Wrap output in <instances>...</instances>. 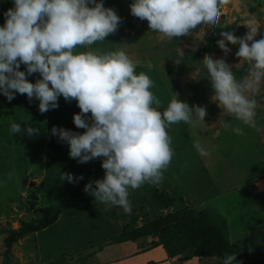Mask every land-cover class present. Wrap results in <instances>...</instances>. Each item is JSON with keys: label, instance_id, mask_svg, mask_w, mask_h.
<instances>
[{"label": "rangeland", "instance_id": "obj_1", "mask_svg": "<svg viewBox=\"0 0 264 264\" xmlns=\"http://www.w3.org/2000/svg\"><path fill=\"white\" fill-rule=\"evenodd\" d=\"M103 3L117 12L121 23L105 38L106 42L91 47L103 51L122 48L137 64L138 72L155 73L150 78L161 112L173 102L175 93L193 110L198 106L206 109L204 122L173 127L169 133L176 156L157 189L173 203L167 208L159 204L155 207L150 196L154 187L147 182L129 190L130 212L96 201L83 187L89 180L103 177L104 169L99 167L102 158L79 163L69 157L67 144L59 141L62 146H58L57 137L50 134V119L56 120L55 126L73 122V113L80 111L75 100L60 97L56 112L50 109L41 113L35 98L29 102L26 95L16 94L9 102L0 94V264L6 261V230L18 228L22 221H36L41 214L39 208L44 206L60 209L57 220L14 242L7 264H220L216 256H169L153 234L135 241L111 239L132 216L140 225L157 213L184 206L220 215L229 239L242 248L241 259L251 255L264 264V99L257 97L255 127L224 114L212 99L213 89L203 61L209 56L222 58L232 66L238 80L247 77L250 66L235 56L239 45L229 43L231 51L225 53L216 41L227 26L226 31L243 36L249 21L260 23L254 37L260 39L264 35V0H229L221 8L216 28L204 29L184 40L169 39L150 30L146 20L131 14V0ZM9 7L11 0H0V25ZM112 37H116V44L109 41ZM20 67L25 68L23 64ZM38 77L33 73L27 78L34 82ZM52 113L54 116H50ZM12 121L20 123V133L10 132ZM26 123L38 127L39 132L25 134ZM236 126L243 129V134L233 131ZM65 128L84 131L74 123ZM197 140L207 149V156L194 147ZM66 172L82 175L83 179L75 183L62 180ZM145 189L147 192H142ZM146 194L151 200L144 202L142 196ZM110 231L112 234L106 233Z\"/></svg>", "mask_w": 264, "mask_h": 264}, {"label": "clouds", "instance_id": "obj_2", "mask_svg": "<svg viewBox=\"0 0 264 264\" xmlns=\"http://www.w3.org/2000/svg\"><path fill=\"white\" fill-rule=\"evenodd\" d=\"M0 25V94L11 102L16 94L29 102L38 100L41 113L57 108L58 99L75 100L79 112L72 120L83 132L52 126L50 134L66 143L68 155L79 163L102 158V178L89 180L83 191L107 206L131 211L130 189L144 183L160 187L176 153L169 135L173 127L204 122L206 109L193 110L175 93L173 102L161 112L154 94V81L122 48L103 51L97 42L115 33L121 17L103 0H11ZM229 0H131L133 16L146 20L149 29L169 39L183 40L216 28L221 8ZM247 32L236 36L220 32L217 45L225 53L228 44H238L235 56L249 65V75L238 80L232 66L222 58L207 57L204 66L213 89L212 99L224 114L242 125L256 126L257 97L264 99V35L257 36L260 23L249 21ZM227 42V43H226ZM250 42V43H249ZM21 64L25 66L21 70ZM38 73L30 81L27 77ZM221 125L224 124L220 120ZM11 133H20L12 121ZM243 134L239 126L233 128ZM28 136L39 128L26 123ZM202 156L207 149L197 140ZM83 179L70 172L62 180ZM220 264H239L236 253H226Z\"/></svg>", "mask_w": 264, "mask_h": 264}, {"label": "trees", "instance_id": "obj_3", "mask_svg": "<svg viewBox=\"0 0 264 264\" xmlns=\"http://www.w3.org/2000/svg\"><path fill=\"white\" fill-rule=\"evenodd\" d=\"M228 27L229 26L223 29V31H226ZM147 72L150 77L155 74L150 71ZM152 91L154 92V90ZM56 111L57 109L55 108V112ZM54 113L50 116H54ZM50 122L53 125H57L56 120L50 119ZM72 123L71 121L68 123L66 121V124L71 125ZM63 124L62 126L65 127L66 124ZM57 144L58 146H62L58 140ZM65 161H69L67 157ZM100 166L101 165H99V167ZM142 192H147V189ZM144 196H142L144 202L151 200L150 197H147V194L146 197ZM150 196L154 198L152 204L155 207L156 204H159L162 208H167L173 203V199L167 197L163 192H158L157 188H153L152 195L150 194ZM39 210L41 214L36 221H22L18 228H8L6 230V248L4 251L6 261L2 264L8 263V254L14 242L25 237L28 233H35L48 228L57 220L60 212V209L54 208L53 206H44L39 208ZM134 217L135 216H132L129 222L124 224L125 226L121 228L122 230L114 235L113 238L111 237V239L114 241H135L139 239V237L153 234L158 236L159 242H161L169 256L178 255L184 258L193 256H216L221 261L226 253L235 252L239 264H261L257 258L251 255L248 259H241L240 254L242 248L229 239L228 231L223 221L224 219L209 209L203 208L196 210L193 207L184 206L176 208L173 211L160 214L157 213L154 217L144 219V222L140 225H136ZM106 233L112 234V231ZM92 235L93 234H91V236ZM89 240H91V238Z\"/></svg>", "mask_w": 264, "mask_h": 264}, {"label": "crops", "instance_id": "obj_4", "mask_svg": "<svg viewBox=\"0 0 264 264\" xmlns=\"http://www.w3.org/2000/svg\"><path fill=\"white\" fill-rule=\"evenodd\" d=\"M116 38V37H115ZM115 38L114 37H112V38H110V40L109 41H111L112 43H114V44H116V41H115ZM106 42V41H105ZM105 42H104V45H105ZM107 42H108V40H107ZM117 43H118V41H117ZM153 255H155V252H154V254ZM152 255V256H153ZM145 256H146V254H145ZM162 255H161V253L158 255V258L160 259V257H161ZM141 264V263H140ZM143 264V263H142Z\"/></svg>", "mask_w": 264, "mask_h": 264}]
</instances>
